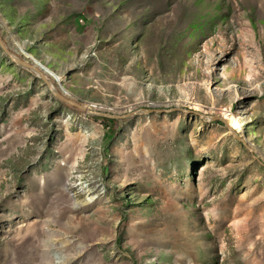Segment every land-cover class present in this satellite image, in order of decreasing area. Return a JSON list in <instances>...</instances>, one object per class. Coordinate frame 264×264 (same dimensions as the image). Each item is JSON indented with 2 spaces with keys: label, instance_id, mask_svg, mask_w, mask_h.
I'll list each match as a JSON object with an SVG mask.
<instances>
[{
  "label": "rangeland",
  "instance_id": "1",
  "mask_svg": "<svg viewBox=\"0 0 264 264\" xmlns=\"http://www.w3.org/2000/svg\"><path fill=\"white\" fill-rule=\"evenodd\" d=\"M0 23L83 101L180 110L79 114L0 49V264H264V0H0Z\"/></svg>",
  "mask_w": 264,
  "mask_h": 264
},
{
  "label": "water",
  "instance_id": "2",
  "mask_svg": "<svg viewBox=\"0 0 264 264\" xmlns=\"http://www.w3.org/2000/svg\"><path fill=\"white\" fill-rule=\"evenodd\" d=\"M0 49L3 51L5 57L22 73H25L40 80L49 88L53 98L57 101L58 106H64L79 114L89 116L97 119H104L112 123L130 122L140 116H151L153 114H171L180 111L179 109L172 108L168 110H152V109H139L130 111L127 114H117L110 112L107 108L95 106L92 103L81 100L71 94L61 83L56 73L50 66L43 63L33 54L27 52L18 41L8 36L3 30V24L0 23ZM204 118L203 115L200 116ZM219 118H210L211 121L218 120ZM236 140L241 139L231 132Z\"/></svg>",
  "mask_w": 264,
  "mask_h": 264
},
{
  "label": "bare ground",
  "instance_id": "3",
  "mask_svg": "<svg viewBox=\"0 0 264 264\" xmlns=\"http://www.w3.org/2000/svg\"><path fill=\"white\" fill-rule=\"evenodd\" d=\"M61 83H62V80L61 78H59ZM227 123V126H228V129L231 131V132H234V131H237V130H240V127H239V124L238 122L232 118V117H229L228 118V121L226 122Z\"/></svg>",
  "mask_w": 264,
  "mask_h": 264
},
{
  "label": "crops",
  "instance_id": "4",
  "mask_svg": "<svg viewBox=\"0 0 264 264\" xmlns=\"http://www.w3.org/2000/svg\"><path fill=\"white\" fill-rule=\"evenodd\" d=\"M9 61V60H8ZM10 62V61H9ZM9 66H11L10 68H9V71H10V73L11 74H13V76H16L17 78H21L20 77V75L19 74H21L22 72L18 69V68H16L11 62H10V65ZM17 72V73H16Z\"/></svg>",
  "mask_w": 264,
  "mask_h": 264
}]
</instances>
